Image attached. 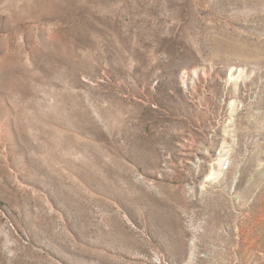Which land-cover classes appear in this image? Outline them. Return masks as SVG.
<instances>
[{
    "label": "rangeland",
    "instance_id": "obj_1",
    "mask_svg": "<svg viewBox=\"0 0 264 264\" xmlns=\"http://www.w3.org/2000/svg\"><path fill=\"white\" fill-rule=\"evenodd\" d=\"M0 264H264V0H0Z\"/></svg>",
    "mask_w": 264,
    "mask_h": 264
},
{
    "label": "bare ground",
    "instance_id": "obj_2",
    "mask_svg": "<svg viewBox=\"0 0 264 264\" xmlns=\"http://www.w3.org/2000/svg\"><path fill=\"white\" fill-rule=\"evenodd\" d=\"M251 234V233H250Z\"/></svg>",
    "mask_w": 264,
    "mask_h": 264
}]
</instances>
